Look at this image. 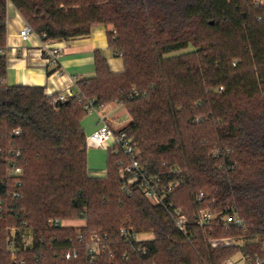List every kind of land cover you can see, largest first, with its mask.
<instances>
[{"label": "trees", "instance_id": "16d2710c", "mask_svg": "<svg viewBox=\"0 0 264 264\" xmlns=\"http://www.w3.org/2000/svg\"><path fill=\"white\" fill-rule=\"evenodd\" d=\"M8 3L47 40H75L96 25L110 26L108 47L123 70L113 73L95 52V75L75 80L72 96L62 101L40 86H8ZM85 100L96 109H125L130 123L121 131L150 172L179 181L173 198L189 218L202 191L205 202L218 200L212 210L234 207L245 228L209 235L193 226L184 236L141 192L123 190L120 156L111 151L106 175L89 177ZM13 166L20 175L12 174ZM0 201V264L263 258L264 0H0ZM50 219L84 225L50 226ZM120 228L152 237L128 245ZM92 233L103 249L90 263L85 245ZM205 236L237 243L213 249Z\"/></svg>", "mask_w": 264, "mask_h": 264}, {"label": "built area", "instance_id": "2783aa9c", "mask_svg": "<svg viewBox=\"0 0 264 264\" xmlns=\"http://www.w3.org/2000/svg\"><path fill=\"white\" fill-rule=\"evenodd\" d=\"M20 16V15H19ZM22 19V18H21ZM18 37L21 42L27 43L31 39H35L39 42V52L42 57L43 65L52 66L55 71L60 70L59 57L61 55V48L55 45V41L47 40L44 33L37 34L31 27L22 19V27L19 29ZM66 94L58 93L54 101H62L67 97L72 96V92L69 89L66 90ZM52 95V94H51ZM84 106L88 113H95L98 117L99 127L90 135V140L96 145L101 146L106 142H110L108 145V151L120 156L118 165H120V177L123 179V190L131 195L134 191H139L142 195L153 205L159 206L163 209L167 217L172 221L174 229L184 236H188L190 233V227H197L205 234L207 231L209 235L214 233L216 229H221L224 232H228L233 228L244 229L245 222L238 215L234 207H229L226 213L216 212L212 210L211 206L218 204L217 199H213L210 202H205V194L199 191L195 195L197 203L196 209L189 218L188 214L183 209L177 207L173 198L175 191L179 188V181L164 182L163 178L156 173L149 171L146 164L140 161V152L136 143L132 138L123 131L112 130L106 118L102 117V111L104 108L96 109L94 107L93 100H85ZM15 134L19 131L15 130ZM228 151V150H226ZM214 155L218 157L220 155L218 150L214 151ZM13 175H20L21 169L13 166L11 170ZM19 185V183H18ZM1 203V201H0ZM211 205V206H210ZM50 226L62 225V221L58 219H50ZM119 235L122 241L128 245H134L145 241L149 238H140V235L127 230L126 228H120ZM206 242L210 248H225L237 243L231 237H206ZM11 251L13 243H9ZM25 246L28 242L24 243ZM87 260L93 263L98 258V254L102 251V239L96 234L90 235V240L85 245ZM238 260H226L223 264H261L264 263V257H255L252 263L251 259L238 253ZM15 253L12 252L11 259L15 262ZM69 259V256H66Z\"/></svg>", "mask_w": 264, "mask_h": 264}, {"label": "crops", "instance_id": "0c3cea01", "mask_svg": "<svg viewBox=\"0 0 264 264\" xmlns=\"http://www.w3.org/2000/svg\"><path fill=\"white\" fill-rule=\"evenodd\" d=\"M6 46L7 70L6 83L8 86H40L46 95L54 93L66 94L72 88L75 80L91 78L95 75L94 53L99 52L107 61L113 73L123 70V61L108 47L107 31L111 27L96 25L87 37L70 41H55L61 48L58 72L52 66H45L39 52V42L35 39L27 43L20 41L19 29L22 27L21 16L15 11L11 3L7 4ZM118 108L121 110L118 111ZM106 118L109 127L114 131L125 128L130 119L124 108L112 104L105 107L100 114ZM81 127L87 143V175L102 178L106 175V161L110 142L98 146L90 140V135L99 127L95 113H88L81 121Z\"/></svg>", "mask_w": 264, "mask_h": 264}, {"label": "rangeland", "instance_id": "374dc122", "mask_svg": "<svg viewBox=\"0 0 264 264\" xmlns=\"http://www.w3.org/2000/svg\"><path fill=\"white\" fill-rule=\"evenodd\" d=\"M110 27V26H109ZM193 51V49L192 48H190L188 51ZM182 53V52H181ZM181 53H177V54H181ZM176 54V55H177ZM119 110H121L120 108H118V111ZM62 225L63 226H77V227H80V226H82V225H84V221H82V220H69V221H63L62 222ZM152 236L151 235H149V234H142V235H140V238H151ZM240 257H239V255H238V253L237 254H232V255H230L228 258H227V260H238Z\"/></svg>", "mask_w": 264, "mask_h": 264}]
</instances>
